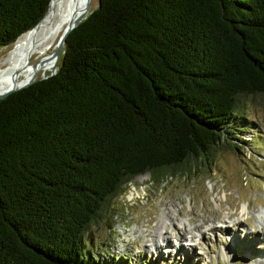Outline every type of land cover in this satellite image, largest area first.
Here are the masks:
<instances>
[{
	"label": "trees",
	"instance_id": "obj_1",
	"mask_svg": "<svg viewBox=\"0 0 264 264\" xmlns=\"http://www.w3.org/2000/svg\"><path fill=\"white\" fill-rule=\"evenodd\" d=\"M48 1L0 0V46ZM59 57L0 99V264H95L83 233L132 177L205 167L264 94V0H96Z\"/></svg>",
	"mask_w": 264,
	"mask_h": 264
},
{
	"label": "rangeland",
	"instance_id": "obj_2",
	"mask_svg": "<svg viewBox=\"0 0 264 264\" xmlns=\"http://www.w3.org/2000/svg\"><path fill=\"white\" fill-rule=\"evenodd\" d=\"M95 5L90 0L89 10ZM57 39L21 60L16 85L55 71ZM12 44L0 46V59ZM240 99L226 140L205 167L161 183L139 173L88 224L83 243L95 264H264V94ZM157 227L167 243L156 238Z\"/></svg>",
	"mask_w": 264,
	"mask_h": 264
},
{
	"label": "bare ground",
	"instance_id": "obj_3",
	"mask_svg": "<svg viewBox=\"0 0 264 264\" xmlns=\"http://www.w3.org/2000/svg\"><path fill=\"white\" fill-rule=\"evenodd\" d=\"M84 8L85 0H50L48 9L41 20L34 27L22 33L0 59V90L8 86H16L15 79L19 68H21L19 67L21 60L29 53L40 52L42 54L45 49L57 39L63 28L83 13L82 9ZM58 57L57 55L55 61H57ZM26 68L27 65H25L21 71ZM163 226L167 227L166 224H163ZM197 226V224H193L192 229L199 228ZM210 226L211 227L208 229L215 227L212 225ZM156 229L154 230V234L157 235L156 238L159 237L163 243H167L168 240H164V238L160 236V227ZM170 229L168 228V230ZM172 230L177 232V234L179 233V238L181 237L178 226L173 225ZM168 232L170 233V231ZM198 233H200V229ZM194 235L197 234L195 233ZM179 245L183 247L182 244ZM262 254L259 255L260 260L264 258Z\"/></svg>",
	"mask_w": 264,
	"mask_h": 264
},
{
	"label": "water",
	"instance_id": "obj_4",
	"mask_svg": "<svg viewBox=\"0 0 264 264\" xmlns=\"http://www.w3.org/2000/svg\"><path fill=\"white\" fill-rule=\"evenodd\" d=\"M49 3V1H48ZM89 5H90V0H85V9L83 11V13L78 16L77 18H75L72 22L68 23L62 30V32L60 33L57 41H56V45H55V49L52 51V53H50V58L54 59L56 58V56L59 54L60 51H62V46H63V43H64V40H65V36L67 35V33L69 32L70 29H72L75 25H77V23L82 20L84 17H86V15L88 14L89 12ZM48 6V4H47ZM54 71L52 72H49L47 74H42L41 72L39 73V75L37 76V78H43V77H46L50 74H52ZM37 78H31V79H28V80H25L23 82H21L20 84L14 86H8L2 90H0V99L2 97H4L5 95H7L9 92L17 89V88H20V87H23L25 85H27L28 83L32 82L33 80L37 79Z\"/></svg>",
	"mask_w": 264,
	"mask_h": 264
}]
</instances>
